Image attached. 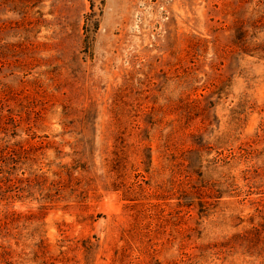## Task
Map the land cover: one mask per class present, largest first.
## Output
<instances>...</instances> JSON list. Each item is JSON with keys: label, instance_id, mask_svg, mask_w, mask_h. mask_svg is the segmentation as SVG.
<instances>
[{"label": "rangeland", "instance_id": "374dc122", "mask_svg": "<svg viewBox=\"0 0 264 264\" xmlns=\"http://www.w3.org/2000/svg\"><path fill=\"white\" fill-rule=\"evenodd\" d=\"M0 264H264V0H0Z\"/></svg>", "mask_w": 264, "mask_h": 264}, {"label": "trees", "instance_id": "16d2710c", "mask_svg": "<svg viewBox=\"0 0 264 264\" xmlns=\"http://www.w3.org/2000/svg\"><path fill=\"white\" fill-rule=\"evenodd\" d=\"M95 27H98V23L96 24V22H95ZM97 29V28H96Z\"/></svg>", "mask_w": 264, "mask_h": 264}]
</instances>
